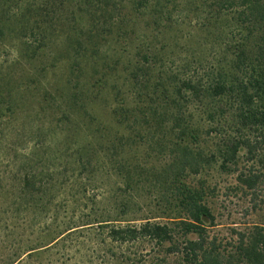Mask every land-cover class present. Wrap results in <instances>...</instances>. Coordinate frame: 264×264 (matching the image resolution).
I'll list each match as a JSON object with an SVG mask.
<instances>
[{"label":"rangeland","instance_id":"1","mask_svg":"<svg viewBox=\"0 0 264 264\" xmlns=\"http://www.w3.org/2000/svg\"><path fill=\"white\" fill-rule=\"evenodd\" d=\"M112 2L117 10L111 33L109 23H101L106 13L96 0L53 2L47 7L49 28L45 25L38 34L22 29L14 15L44 2H7L12 7L3 10L10 21L0 36V86L9 95L1 106L11 112L0 116V219H15L9 225L19 227L7 243L34 241L36 232L46 241L45 235L64 230L72 219L111 220L102 228H83L79 235L54 241L31 257L23 255L15 264H121L122 255L147 250L176 264L175 255L154 243H118L107 233L112 225L165 222L164 217L173 215V193L164 173L177 139L170 121L161 118L172 110L163 91L170 88L171 77L207 79L220 68L229 69L234 14L231 9L216 11L214 0H152L142 9L136 8L137 0ZM122 15L125 21L117 26ZM144 54L151 61L149 75L135 77V67L146 66L140 63ZM217 105L224 101L208 97L184 106L193 127L201 129L195 148L208 162L183 181L204 188L216 224L209 227L210 234L233 242L232 229L243 230L263 216L252 212L251 195L237 183L235 167H221L228 122L206 118ZM150 107L157 109L156 115ZM244 155L241 148L239 170L248 165ZM120 163L131 171L129 185L116 172ZM26 172L40 175L43 199L28 196L21 206H13ZM88 177L93 185L85 194L76 192L77 178ZM121 201L129 202L125 215ZM34 219L35 235L28 227ZM0 251V258L12 254L11 247Z\"/></svg>","mask_w":264,"mask_h":264},{"label":"trees","instance_id":"2","mask_svg":"<svg viewBox=\"0 0 264 264\" xmlns=\"http://www.w3.org/2000/svg\"><path fill=\"white\" fill-rule=\"evenodd\" d=\"M63 5L64 0H41L44 5H35L33 8H24L20 13L14 15V21L20 24L21 28L31 32L44 33L45 25L49 28L48 5L53 2ZM93 3L94 0H90ZM103 7L106 13L101 23L108 22V32L114 24V14L117 4L112 0H96ZM152 0H137L136 8L147 7ZM10 4L18 5L19 0H6L0 5V36L5 29V20L2 13L4 9H10ZM215 10L231 9L234 14L235 27L230 31L228 52L231 57L229 69H218L215 73L208 74L207 79L195 77H171L170 88L163 92L164 99L172 106L170 115L161 116L164 121L171 123V131L175 132V147L172 162L165 170V179L169 180L170 191L173 193V215L164 217L165 222H153L146 219L138 226L133 225H112L109 226L108 237L118 243L151 242L166 250L167 255L176 256V264H264V0H214L212 4ZM29 8V9H28ZM8 11V10H7ZM43 15V16H42ZM47 17V18H46ZM28 18L30 21L28 23ZM116 24L125 21L124 15L119 16ZM13 21V20H12ZM94 21V20H93ZM98 22V20H97ZM102 26V25H101ZM103 27V26H102ZM97 30V28L95 29ZM122 28L120 29V31ZM97 32V31H96ZM107 32V31H106ZM101 35L100 31L96 33ZM101 38V37H100ZM79 45L81 41L77 42ZM140 63L144 67L137 66L133 76L145 77L149 75L151 63L147 54L142 56ZM149 78L143 79L148 82ZM5 92L0 86V116L11 112L10 107L2 108L5 103ZM212 97L224 101V105H217L211 112L207 111L206 118L215 119V116L224 118L228 122L226 128L230 133L223 139L221 152V167L233 165L237 183L251 195V209L256 214L263 216L262 222H256L246 226L243 230L232 229V235L236 236L234 241L219 238L218 235H211L209 227L215 226V219L209 205L204 198V188L192 186L183 181L188 174H198L208 162L201 151H197L195 145L201 136V129L193 127L189 116L184 112V106L195 101H203L204 98ZM74 100L76 97L73 98ZM144 101L141 102L143 105ZM183 104V106L181 105ZM185 104V105H184ZM140 108V107H139ZM145 108L148 109V106ZM187 108V107H185ZM156 115V108L150 107ZM169 113V111H168ZM161 115V114H160ZM224 116V117H223ZM218 121H221V119ZM241 148L245 150V161L247 166L239 170L236 166L239 163L238 154ZM82 168L86 164L81 161ZM118 164V163H116ZM117 173L124 178L125 185L132 181L131 171L126 165L120 163L116 169ZM79 193H84L89 185H93V178H77ZM76 182V181H75ZM20 188L17 191L15 203L21 206V200L31 196L39 201L43 199V182L38 173L26 172L22 177ZM19 194V196L17 195ZM34 201V200H33ZM122 202L123 215L127 214V201ZM35 204L34 202H32ZM170 203V202H169ZM28 206L29 203L27 202ZM19 210L21 209L18 207ZM9 211H6V213ZM6 225L4 227L3 221ZM15 219H0V230L7 229L0 234L4 240L1 249L11 247L12 254L3 255L0 264H15L20 262L23 255L31 257L34 252L40 251L44 246L57 242L67 235L80 234L81 229L98 227L109 224V219H72L61 231H53L45 235L46 241L41 237L42 233L36 232L35 240L26 239L20 241V245L8 244L7 239L17 236L18 225H9ZM31 219H23L27 221ZM33 224L29 223L32 234L35 235ZM15 223V222H14ZM209 223V224H206ZM24 230V227H23ZM22 233V232H21ZM47 240L49 243L46 244ZM15 243L14 239H12ZM44 242V243H43ZM1 243V241H0ZM0 249V250H1ZM134 252L132 255H122L121 264H171L169 258L160 256L158 251L149 254ZM1 253V251H0Z\"/></svg>","mask_w":264,"mask_h":264}]
</instances>
